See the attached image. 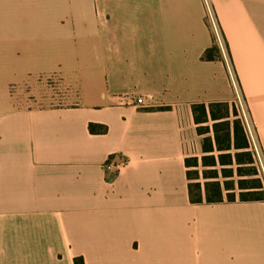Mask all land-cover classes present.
Here are the masks:
<instances>
[{
	"label": "crops",
	"instance_id": "crops-1",
	"mask_svg": "<svg viewBox=\"0 0 264 264\" xmlns=\"http://www.w3.org/2000/svg\"><path fill=\"white\" fill-rule=\"evenodd\" d=\"M45 73L79 102L21 107ZM240 94L264 156V0H0V264H264V200L189 199L192 105Z\"/></svg>",
	"mask_w": 264,
	"mask_h": 264
},
{
	"label": "trees",
	"instance_id": "trees-1",
	"mask_svg": "<svg viewBox=\"0 0 264 264\" xmlns=\"http://www.w3.org/2000/svg\"><path fill=\"white\" fill-rule=\"evenodd\" d=\"M217 56V46L213 45L204 53L207 59H213ZM169 106H161L159 109H167ZM195 122L197 123L198 133L204 135L202 157L203 165L212 166L204 173L205 182L197 179L191 181L192 172L187 171L189 178V199L192 203H217L222 201H252L264 200V193L257 189L262 187L261 181L258 183H249L240 180L238 195L235 192V182L231 180H221L220 174L225 178L233 175L232 168H223L221 171L218 166L232 165L236 161L239 167V174L249 173L241 165L253 164L255 154L251 148L250 141L245 129L243 118L240 117L235 102L215 101L210 103L198 102L192 105ZM89 130L91 133H106L107 125L90 122ZM236 149L235 155L231 153ZM219 151L217 157L214 153ZM199 159L197 156L186 158L187 167L197 165ZM198 172H196L197 174ZM198 178V177H197ZM76 260L77 264H83L82 258Z\"/></svg>",
	"mask_w": 264,
	"mask_h": 264
},
{
	"label": "rangeland",
	"instance_id": "rangeland-1",
	"mask_svg": "<svg viewBox=\"0 0 264 264\" xmlns=\"http://www.w3.org/2000/svg\"><path fill=\"white\" fill-rule=\"evenodd\" d=\"M218 30L221 34L219 26L217 25ZM214 28V27H213ZM215 30V29H214ZM223 46L226 47L225 40L221 34ZM77 77L74 73L68 74H57V73H45V74H37L36 80L34 83L31 82H21L19 84H11L9 87V92L11 96L15 98H20V106L21 107H53V106H70L75 105L79 102L78 99V89L76 83ZM239 115L243 120L248 119L252 129L255 127L253 125L249 109L243 96L240 94L237 99L234 101ZM255 132V130H254ZM204 135H202V147H203ZM257 141V140H256ZM260 152V157L255 155V161L253 164H244L241 165L245 171H249V173H245L244 175L239 174L240 165L234 161L232 165H219L218 168L221 171L223 168H232L233 175L225 178L220 174L221 180H231L235 182V192L238 195L240 189L238 187V182L240 180L248 181L249 183H258L261 181L262 187L257 189L258 192L264 193V156L261 151V147L259 142H257ZM237 152L236 149H232L231 153L235 155ZM254 152V151H253ZM217 157H219L220 152L215 151L214 153ZM204 153L199 154L197 157L199 159V163L197 165H193L189 167L192 172L191 181L195 182L199 179L201 182H205L204 173L206 170L212 168V166L203 165V157ZM196 172H198L196 174ZM198 177V178H197Z\"/></svg>",
	"mask_w": 264,
	"mask_h": 264
},
{
	"label": "built area",
	"instance_id": "built-area-1",
	"mask_svg": "<svg viewBox=\"0 0 264 264\" xmlns=\"http://www.w3.org/2000/svg\"><path fill=\"white\" fill-rule=\"evenodd\" d=\"M207 14H208L209 19L212 23V26L214 27L213 29H215L214 31H215V35H216V40L219 43V45L221 47H223L222 37H221V34L218 30L217 22H216L213 10L209 7V5L207 7ZM136 101H137V103H143V98L138 97ZM244 123H245V129L247 132V136H248V139H249L250 144H251V148L254 151V154L260 157L259 147L257 144V142H258L257 136H256L254 130L252 129L248 119L244 120ZM121 165H122L121 163L116 164L113 161V159H109L105 163V167H106L107 171L110 172L112 175H114L115 170H117Z\"/></svg>",
	"mask_w": 264,
	"mask_h": 264
}]
</instances>
